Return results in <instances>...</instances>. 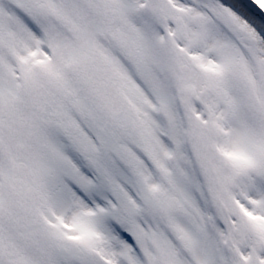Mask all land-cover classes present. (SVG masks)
Returning <instances> with one entry per match:
<instances>
[{"label":"snow or ice","instance_id":"1","mask_svg":"<svg viewBox=\"0 0 264 264\" xmlns=\"http://www.w3.org/2000/svg\"><path fill=\"white\" fill-rule=\"evenodd\" d=\"M0 264H264V0H0Z\"/></svg>","mask_w":264,"mask_h":264}]
</instances>
